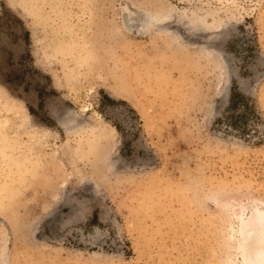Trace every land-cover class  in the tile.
<instances>
[{"label": "rangeland", "instance_id": "rangeland-1", "mask_svg": "<svg viewBox=\"0 0 264 264\" xmlns=\"http://www.w3.org/2000/svg\"><path fill=\"white\" fill-rule=\"evenodd\" d=\"M257 206L264 0H0V264H257Z\"/></svg>", "mask_w": 264, "mask_h": 264}, {"label": "bare ground", "instance_id": "bare-ground-1", "mask_svg": "<svg viewBox=\"0 0 264 264\" xmlns=\"http://www.w3.org/2000/svg\"><path fill=\"white\" fill-rule=\"evenodd\" d=\"M162 18H164V17H162ZM133 20H134V18H133L131 13H127L124 17V23L130 31L132 30ZM159 20H160V18H159ZM240 217L244 223V228H242L243 229L242 230V236L244 238L243 239L244 241H246V239H247L246 237L248 235L256 234V233L259 234L257 242L255 244V245H257V248L255 251L254 257H255V261L257 264H264V208H261L259 206L255 207L254 213H253V218H252V221L250 219V221H251L250 223H247L249 221L244 222V220L242 219V218H244V214L241 213Z\"/></svg>", "mask_w": 264, "mask_h": 264}, {"label": "trees", "instance_id": "trees-1", "mask_svg": "<svg viewBox=\"0 0 264 264\" xmlns=\"http://www.w3.org/2000/svg\"><path fill=\"white\" fill-rule=\"evenodd\" d=\"M249 102V99L242 93H240L236 86L232 88L228 111L231 112L241 106L245 109V113L243 115H240L239 117L234 118L233 115L227 117L233 127L241 128V126H243L246 121H248L249 116L256 115V111L252 109L251 104Z\"/></svg>", "mask_w": 264, "mask_h": 264}]
</instances>
